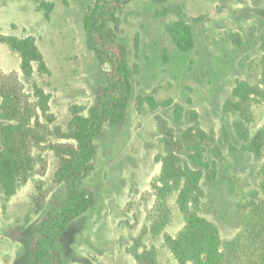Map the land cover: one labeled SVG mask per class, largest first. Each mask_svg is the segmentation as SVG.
<instances>
[{
  "label": "rangeland",
  "instance_id": "1",
  "mask_svg": "<svg viewBox=\"0 0 264 264\" xmlns=\"http://www.w3.org/2000/svg\"><path fill=\"white\" fill-rule=\"evenodd\" d=\"M96 0H0V29L6 35L32 36L44 55L48 73L21 76L20 58L7 44H0V69L17 90L24 85L31 98L37 82L51 95V126L66 129L71 106H85L89 113L106 83L110 64H101L86 41L84 16ZM44 3H51L46 16ZM181 16L194 29L195 46L181 51L166 30ZM126 45L132 68L133 92L126 120L117 128L107 125L97 139L95 168L84 187L97 199L95 207L75 219L59 246L64 264H138L130 249L155 245L160 264H177L164 246L163 236H153L150 212L155 203L151 183L159 175L162 152L155 116L163 115L177 127L172 108L151 110L139 106L141 97L173 99L188 111L199 113L202 127L214 132L224 155L218 159L214 181L204 179L202 213L231 239L242 228L240 201L256 189L260 162L250 153L231 150L223 130L231 132L232 116L223 112L237 80H259L258 63L264 36V0H128L118 24H112ZM21 76V77H20ZM6 81V79H4ZM3 81V82H4ZM254 127L264 123V103L254 104ZM3 121L0 119V127ZM183 125V126H184ZM179 132V131H177ZM49 136L33 151L39 154L36 172L8 201L0 200V264H35L32 246L46 213L65 195L54 181L58 158L48 147ZM172 216L165 232L176 235L184 224L176 195L169 201Z\"/></svg>",
  "mask_w": 264,
  "mask_h": 264
},
{
  "label": "trees",
  "instance_id": "2",
  "mask_svg": "<svg viewBox=\"0 0 264 264\" xmlns=\"http://www.w3.org/2000/svg\"><path fill=\"white\" fill-rule=\"evenodd\" d=\"M128 0H96L84 16L83 24L88 47L101 64H110L106 83L100 89L96 105L85 113V106H71V118L66 129L51 126L56 116L51 112V95L37 82L32 84L31 98L24 99L12 80H19L16 72L5 76L0 69V200H10L18 189L36 172L39 154L33 149L53 136L48 147L58 158L54 181L65 189L64 197L45 215L32 246L35 264H64L59 243L68 226L95 207V194L84 187V181L95 168L98 155L97 139L107 125L117 128L128 116L133 92L132 68L129 52L112 26L120 22ZM46 16L51 3H44ZM166 30L175 45L183 52L195 46L194 29L181 16L170 21ZM0 44H7L20 58L22 78L32 79L36 71L48 73V67L37 42L32 36L6 35L0 29ZM262 57L258 63L259 80H237L232 96L223 105V112L232 116V133L240 147L232 142L231 132L225 128L223 139L231 150L250 153L260 162L261 180L247 198L240 201L244 211L241 230L231 239H224L220 228L202 213L204 179L214 181L219 172L218 159L223 148L214 132H207L195 109H190L185 126L186 109L173 99L157 100L151 94L141 97L139 106L148 104L151 110L172 108L176 125L163 115L155 116L162 152L157 155L161 164L159 175L151 183L155 203L150 212L153 236H163L164 246L177 264H264V123L255 121L254 104L264 103V36L261 37ZM20 76V77H21ZM6 79V81H4ZM4 81V82H3ZM184 125V126H183ZM179 131V132H177ZM176 202L184 220L182 228L171 235L165 227L171 221L170 198ZM138 264H160L155 245L135 246L129 250Z\"/></svg>",
  "mask_w": 264,
  "mask_h": 264
}]
</instances>
